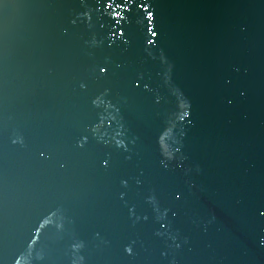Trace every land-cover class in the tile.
<instances>
[{
  "label": "water",
  "instance_id": "1",
  "mask_svg": "<svg viewBox=\"0 0 264 264\" xmlns=\"http://www.w3.org/2000/svg\"><path fill=\"white\" fill-rule=\"evenodd\" d=\"M137 2L0 3V264H264V0Z\"/></svg>",
  "mask_w": 264,
  "mask_h": 264
},
{
  "label": "snow or ice",
  "instance_id": "2",
  "mask_svg": "<svg viewBox=\"0 0 264 264\" xmlns=\"http://www.w3.org/2000/svg\"><path fill=\"white\" fill-rule=\"evenodd\" d=\"M3 0H0V3H2ZM130 5L139 8V9H143V13L146 15V18L148 20L149 23L152 22V20L154 19V13L149 10V4L147 3H139L137 2V0H103V6L108 8L111 16L113 17V22L116 25H119L120 22L123 20V16H122V12L123 13H127L130 10ZM149 31L151 32L152 36H156L157 33L151 29H149ZM116 33H114L115 35ZM125 31L124 29L121 27L119 28V35H124ZM150 43H154V41H150ZM106 70L105 67H101L100 71L104 72ZM241 95H243V93L241 92ZM226 101L228 104H231L232 101L231 99H228L227 97H225ZM188 113H185V116H187ZM41 155H43V153H41ZM105 165H107V161L105 162ZM174 198L176 200H180L181 199V194L176 193L174 194ZM256 213L258 216L260 217H264V204L260 205V207L255 209ZM128 253L131 254V249H127Z\"/></svg>",
  "mask_w": 264,
  "mask_h": 264
}]
</instances>
